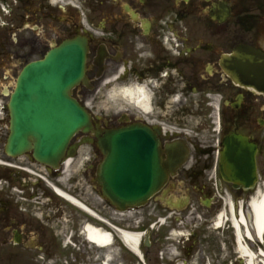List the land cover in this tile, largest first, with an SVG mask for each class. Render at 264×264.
Instances as JSON below:
<instances>
[{
  "label": "flooded vegetation",
  "instance_id": "af4514ba",
  "mask_svg": "<svg viewBox=\"0 0 264 264\" xmlns=\"http://www.w3.org/2000/svg\"><path fill=\"white\" fill-rule=\"evenodd\" d=\"M13 11L18 32L12 43L11 33L0 28V83L11 65L14 71L66 40L85 37L89 85L74 88L73 96L83 103L97 86L103 94L112 88L145 91L142 105L124 96L118 111L108 107L100 125L149 126L166 179L143 207L151 210L141 226L136 222L148 214L137 208L122 216L102 199L94 178L85 188L83 170L67 183L65 162L52 170L29 155L11 158L0 150V159L17 167L0 165V264H135L124 252L120 228L146 230L153 219H164L168 264L204 261L199 226L231 230L217 193L245 190L224 177L230 175L222 169L225 140L245 137L257 150L258 178H264V0H18ZM6 90L11 87L4 86L0 97L9 99ZM85 137L81 132L71 144ZM92 148V159L80 168L85 174L98 164L100 151ZM42 177L83 206L58 197ZM223 211L227 224L219 229ZM89 230L108 234V243L95 242Z\"/></svg>",
  "mask_w": 264,
  "mask_h": 264
},
{
  "label": "water",
  "instance_id": "95a60500",
  "mask_svg": "<svg viewBox=\"0 0 264 264\" xmlns=\"http://www.w3.org/2000/svg\"><path fill=\"white\" fill-rule=\"evenodd\" d=\"M86 45L79 38L66 41L19 73L8 106L11 130L5 151L9 155L17 157L32 149L34 160L57 167L66 154H73V148L68 147L72 136L80 130L91 131V116L70 94L80 82H86ZM96 136V145L105 157L97 177L102 197L123 211L146 203L164 178L154 133L146 126L134 125L98 130ZM255 153L242 138L227 140L225 159L238 160L226 165L234 175L227 180L235 187L256 185Z\"/></svg>",
  "mask_w": 264,
  "mask_h": 264
},
{
  "label": "rangeland",
  "instance_id": "374dc122",
  "mask_svg": "<svg viewBox=\"0 0 264 264\" xmlns=\"http://www.w3.org/2000/svg\"><path fill=\"white\" fill-rule=\"evenodd\" d=\"M58 1V0H55ZM61 1V0H60ZM17 4V0H0V28L1 27H5L6 32L7 33H11V35H8V39L9 42L12 43V37L14 36V34L16 32H18V28L16 25V19L14 21V7ZM22 11L25 12V14H28V2L24 1L22 2ZM6 8V10L8 12H10V15L7 14V11H4L3 8ZM87 8H84V11H86ZM11 29V30H10ZM25 32L26 35H30L29 29L27 30H23ZM9 47H12V49L14 48V45H9ZM8 51L10 52V49H8ZM13 63L16 64L17 60L14 59ZM11 65V63H10ZM12 66V65H11ZM10 66V72L8 73L9 78L6 79L4 81V83H0V91L2 90V88L4 87V85H8L11 86L12 88H14V83L16 81V78L18 76V73L20 72L21 68L23 65L17 66V68H15L14 71H12L13 68ZM101 87V86H100ZM99 86L96 87V89L90 93L89 97L84 98L83 103L86 104L89 108V110H91V112L93 113V115H98V116H103L104 113L106 112L107 108H113L115 111H118L121 104H122V97L124 98L123 93L120 92V90H118L117 88H112L107 94H103L102 90ZM1 100H5L3 106L5 107V104L8 101V98H1L0 97V102ZM3 119H5L3 121ZM8 120L9 118L7 117L6 111L4 113V111L2 110V104H0V150H2L4 148V145L6 143V137L8 134ZM94 148V147H93ZM92 147H88L87 151H81V154L79 155V159L74 163V165H72V167L70 168V170L68 171V173L65 174L64 177H62L64 180H66L67 183H70L69 178H71L72 175H75L76 177H78V171L80 170L79 168H81L83 165H85V161L86 160H90L92 157ZM102 157L101 154L97 156V160L101 161ZM10 161V160H9ZM76 170V171H74ZM96 175V168L93 169V171L90 170V174H85V178H84V186L85 188L89 187L87 185V181L90 179H93ZM258 186L256 187V189L251 190V191H247L244 192L242 194H238L237 192H222V193H218L217 195L219 196V198H222L223 195V205H224V209H226V202L227 200L231 197V195H238L239 199H243L245 204V210L247 208L246 202L247 200L251 199L252 197H254V195H257V191L259 189H263L264 188V178H259L258 181ZM8 184V183H7ZM6 184V185H7ZM89 189V188H88ZM86 194L88 195V192L86 191ZM182 197V196H181ZM151 209L148 208H142L139 209V212L148 214V211H150ZM248 211V210H246ZM135 213V212H133ZM127 216V215H126ZM122 217V216H121ZM149 217L150 215L148 214L146 217L144 218H140L136 223L142 226V223L146 226L147 223L149 222ZM125 218V217H124ZM132 217H129L126 219L127 220H132ZM164 221V220H163ZM150 222H154L153 220H150ZM155 224V223H153ZM150 225L151 228H149V231H146V234L148 236V245L151 244V248L148 254V256L143 259L138 261L136 258H132L129 256V258H131V261H133L135 264H168L167 261V251L164 250L163 247H166V240H165V229H164V225L160 226V223L153 226ZM224 225V224H223ZM202 231H204L205 233H203L202 238H204L203 241V252H201V247L199 248L200 251L198 253L199 256H202V259L204 261H201L199 264H243L241 263V259L239 258V254L237 253V247H235L234 244V237L232 235V229H226L227 231H218L216 230L214 227L210 228V227H205L204 224H202V226H199ZM228 227V226H226ZM207 228V229H206ZM253 231V230H252ZM160 241L157 242L156 238L160 237ZM248 243L250 245V247H252V249L254 250L255 253H259V249L262 248L264 249V242H260L258 243L257 239L256 241H249ZM165 245V246H164ZM125 247V246H124ZM126 248V247H125ZM124 248V252H128L126 249ZM162 248V249H161ZM158 251H160L158 253ZM260 259L261 257L257 258L256 260V264H261L260 263ZM131 264V263H129ZM192 264V263H190ZM193 264H198V263H193Z\"/></svg>",
  "mask_w": 264,
  "mask_h": 264
},
{
  "label": "bare ground",
  "instance_id": "6f19581e",
  "mask_svg": "<svg viewBox=\"0 0 264 264\" xmlns=\"http://www.w3.org/2000/svg\"><path fill=\"white\" fill-rule=\"evenodd\" d=\"M124 94L127 96L128 99L134 100L135 102H138V104H143V100H139L140 97H142L143 94H145V91L140 90V92L135 91L132 89H125ZM81 151H87L88 147L82 146ZM77 161L73 157H71V160H69L65 165L67 170L68 168L72 166V164ZM59 191V190H57ZM59 194L62 196H65L69 201L75 202L76 204H79L78 201H76L74 198L72 199L69 195L64 193L63 191H59ZM228 205H231V215L233 216L232 224L234 226V230L237 232V247H238V253L240 258H243V260L246 262V264H256V260L259 257H262V262L260 263L264 264V249L259 250V253L254 252L252 247H250L249 241H259L264 242V188L259 189L257 191V195H254V197L250 200V211L252 215V222L251 225H253V231L252 227L250 225V222L248 220V217L245 215L243 211V207L241 205V211L244 215V217L239 220V215H237L236 211L233 210L234 206L231 202H227ZM227 218L225 216V211H223L221 214H219V217L216 221V226H222L224 224V220ZM123 231V230H122ZM90 236L95 240V242L105 243L107 244L109 241L108 234L102 235L99 232H92L89 230L88 232ZM143 233H135L132 231H123L122 232V238L127 242L129 247L137 252L139 249V245L141 243V238L143 237Z\"/></svg>",
  "mask_w": 264,
  "mask_h": 264
}]
</instances>
